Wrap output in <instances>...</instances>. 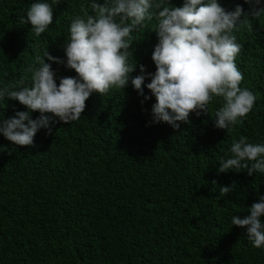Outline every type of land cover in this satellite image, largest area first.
<instances>
[{
  "label": "trees",
  "instance_id": "obj_1",
  "mask_svg": "<svg viewBox=\"0 0 264 264\" xmlns=\"http://www.w3.org/2000/svg\"><path fill=\"white\" fill-rule=\"evenodd\" d=\"M35 2L0 0V89L21 78L28 84L27 69L46 50L66 61L72 20L94 14L92 0H61L37 37L21 22ZM183 2L170 0V6ZM218 3L227 11L237 4L249 11L244 0ZM240 19L232 32L242 45L235 63L244 76L241 88L257 99L229 130L215 127L222 98L210 103L207 115L191 113V123L180 129L150 123L155 97L145 86L151 99L142 104L130 79L124 89L91 94L78 121L57 122L52 134L41 128L34 146L15 145L0 133V264H264V248L253 247L246 229L231 224L264 195V173H217L234 139L264 144V15ZM155 24L146 21L132 33L129 63L137 67L130 77L140 64L156 70ZM46 62L57 84L77 75L65 64ZM26 110L0 99V120ZM233 182L235 190L221 197L220 187Z\"/></svg>",
  "mask_w": 264,
  "mask_h": 264
},
{
  "label": "clouds",
  "instance_id": "obj_2",
  "mask_svg": "<svg viewBox=\"0 0 264 264\" xmlns=\"http://www.w3.org/2000/svg\"><path fill=\"white\" fill-rule=\"evenodd\" d=\"M61 0L35 2L22 23H30L35 36H40L53 22V5ZM249 11L240 4L227 11L218 0H184L182 6H170V0H92L94 14L76 16L69 29L68 42L63 45L66 61L48 50L35 57L27 71L31 79L21 78L10 88L0 89V99H11L24 105L26 111L0 120V133L19 146H34V137L41 129L52 134L57 122L78 121L91 94H109L110 89H124L129 80L141 103L155 97L150 123H166L180 129L191 123V113L209 114V105L222 98L223 106L215 112V127L229 130L242 122L252 111L257 97L241 88L243 74L235 63L242 45L232 35L241 16L264 15V0H244ZM156 21L158 38L152 52L155 72L139 65V74L130 77L136 63H129L132 33ZM52 61L75 70L76 76L55 79ZM150 82L145 85V79ZM151 96L145 95L144 88ZM32 112L40 115L33 119ZM231 157L221 159L217 173L246 170L248 176L264 173V144L251 143L241 136L229 149ZM216 184V181H212ZM235 190V184L221 186L219 195ZM243 218L234 215L231 224L246 229V236L255 248H264V195L248 208Z\"/></svg>",
  "mask_w": 264,
  "mask_h": 264
}]
</instances>
